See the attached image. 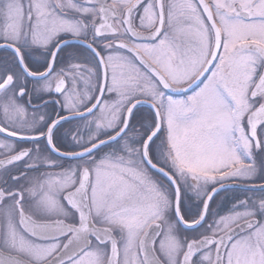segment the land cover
Returning <instances> with one entry per match:
<instances>
[{
    "label": "snow or ice",
    "instance_id": "snow-or-ice-1",
    "mask_svg": "<svg viewBox=\"0 0 264 264\" xmlns=\"http://www.w3.org/2000/svg\"><path fill=\"white\" fill-rule=\"evenodd\" d=\"M0 264H264V0H0Z\"/></svg>",
    "mask_w": 264,
    "mask_h": 264
}]
</instances>
